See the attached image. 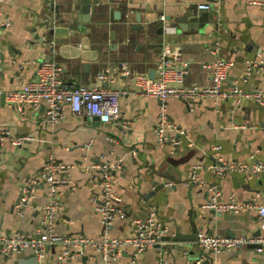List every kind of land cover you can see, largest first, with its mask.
Here are the masks:
<instances>
[{
  "label": "crops",
  "instance_id": "0c3cea01",
  "mask_svg": "<svg viewBox=\"0 0 264 264\" xmlns=\"http://www.w3.org/2000/svg\"><path fill=\"white\" fill-rule=\"evenodd\" d=\"M79 1H92V16L75 8ZM3 0L0 2V54L3 65L0 83L4 90L20 89L36 75L44 57L47 41H58V61L62 76L70 85L94 82L97 73L109 69L113 79L104 83L125 90L121 95L122 118L92 120L84 114L75 115L68 109L67 117L58 125L43 120L44 107L19 110L0 96V127L13 135H32L33 139L14 145L5 142L0 148V236L16 231L35 234L40 228V207L48 201V188L40 184L23 213L15 204L22 184L39 174L50 158L71 163L69 176L77 183L63 185L62 208L58 213L56 231L60 234L85 233L100 238L103 226L100 215L90 200L94 188L89 166L107 158L124 159V168L117 171L118 192L127 217L116 220L111 233L134 235L133 220L152 212L168 227L167 239L178 243L164 247L163 253L151 249L142 253L136 264H185L184 250L194 258L205 257L206 264H261L263 254L253 244L239 249L206 253L183 239L192 231V219L198 231L218 235H258L255 209L236 213L233 210L213 211L206 207L209 187L220 192L219 202L251 203L264 198V171L257 176L246 172L219 175L212 149L219 146L227 161L252 162L264 159V105L243 100L235 106L233 98L216 101L198 99L190 106L186 100H167L170 118L182 130L181 146L161 145L155 132L162 101L137 92L132 75L117 69L127 62L134 73L156 74V61L162 44L170 41L189 59L185 85H210L212 72L204 64L215 55L210 49L218 46L217 56L234 61L223 88L244 89L264 87V73L250 74L245 80L247 61L264 55V0ZM202 2L213 3L216 24L202 30L183 32L172 19L187 10H196ZM58 7V8H57ZM58 9V11H57ZM87 14L90 15L87 16ZM165 16V20L161 19ZM168 17L171 20H168ZM63 20L70 28L68 38L47 33L46 20ZM89 20V21H88ZM114 32V35H111ZM68 42L78 49H61ZM130 121L125 129L122 123ZM92 141L93 148L85 145ZM188 142L193 143L188 146ZM194 164L202 165L198 174L202 184L187 180ZM93 170V169H92ZM164 179L174 184L165 186ZM194 208L197 216L191 218ZM220 213V214H217ZM182 235V236H181ZM131 249L124 251L116 264H128ZM44 264H102V258L89 250L85 254L57 262L59 248L49 247ZM32 250L2 254L0 264H35Z\"/></svg>",
  "mask_w": 264,
  "mask_h": 264
},
{
  "label": "built area",
  "instance_id": "2783aa9c",
  "mask_svg": "<svg viewBox=\"0 0 264 264\" xmlns=\"http://www.w3.org/2000/svg\"><path fill=\"white\" fill-rule=\"evenodd\" d=\"M3 0H0V2ZM224 0H218L215 4L219 8ZM264 4V1H263ZM214 4L202 2L198 8L210 9ZM164 21L165 16L161 15ZM4 27L10 25L8 19L0 23ZM44 57L39 64L36 75L26 81L20 89L6 91L0 83V96L5 95V99L11 106H16L19 110L26 107L38 109L44 107L43 120L50 125H58L68 114V109L77 114H84L90 119L95 116L102 120L118 121L122 118L120 107L121 95L125 90L111 88L105 85L113 79V71L109 69L101 70L97 73L92 84L73 86L66 82L62 76L63 66L58 61V41L52 39L46 43ZM219 47L210 49L215 58L204 64L212 72L210 85L201 86L194 84L185 85V77L189 71L190 61L180 52L173 43L165 41L162 44V52L159 53L156 61V74L151 77L144 73H134L127 62L120 63L117 69L125 76L132 75L134 85L138 93L145 96H152L162 101L160 113L155 132L161 145L169 144L175 149L184 144L185 140L181 136L182 130L170 118L167 110V100L177 97L186 100L190 106L202 98H214L216 101L226 98H233L235 106L238 108L243 100H253L260 105H264V87L256 89H244L233 86L224 89L223 85L227 81L230 69L234 66V61L217 56ZM3 59L0 54V78L2 73ZM256 72L264 73V55H259L255 59L247 61L245 69V80ZM130 121L122 123L123 128L130 127ZM33 139L32 135H13L9 129L0 127V148L5 142L20 145L23 142ZM193 143L188 142V146ZM85 147L90 150L93 142H88ZM214 164L210 167L219 175L232 172H246L252 176L260 175L264 171V159L253 160L252 162L227 161L221 156V149L215 146L212 149ZM71 163L58 161L50 157L43 165L39 174L28 178L21 186L20 196L15 204L16 212L23 213V209L29 205L35 196L40 184L48 188V201L40 207V228L35 234L14 232L0 236V252L11 254L12 252H22L32 250L35 255V264H44L49 247L59 248L57 262L61 263L71 257L80 256L89 250L99 254L102 264H116L120 255L131 249L128 264H136L140 255L147 250H157L160 253L165 251L166 244H176L178 240L166 238L168 227L163 220L154 212L143 216L135 217L134 235L116 236L111 233V229L116 220L126 218L127 211L124 207L121 196L118 192L117 171L124 168V159L107 158L89 166L93 176L94 188L91 191L90 200L94 204L103 226L100 238H94L85 233L60 234L56 231L58 213L62 208L63 185L70 184L76 188L78 185L69 176ZM202 165L194 164L187 172V180L192 184H202L204 180L198 174V169ZM93 169V170H92ZM165 186H171L174 182L171 179H164ZM209 198L206 207L217 211L233 210L236 213L255 209L259 222L260 233L258 235H218L208 234L200 230L193 243L206 253L218 254L222 251L239 249L247 244H256L257 251L263 254L264 264V198L251 203H235L232 197L229 203L219 202L220 192L216 185L209 187ZM185 264H205V257H191L188 250H184Z\"/></svg>",
  "mask_w": 264,
  "mask_h": 264
},
{
  "label": "water",
  "instance_id": "95a60500",
  "mask_svg": "<svg viewBox=\"0 0 264 264\" xmlns=\"http://www.w3.org/2000/svg\"><path fill=\"white\" fill-rule=\"evenodd\" d=\"M92 1H79L75 3V8L80 9L81 11L85 13H89L92 16ZM58 8V7H57ZM58 11V9H57ZM87 14V16L90 17V15ZM168 20L170 21L171 18L168 17ZM89 21V20H88ZM175 28H179L183 32H197L199 30H202L204 26L208 25L209 23L211 24H216V19H215V12L213 8L210 9H203V8H198L196 10H187L185 11L182 15L176 17L175 19H172ZM64 21L62 20H56L54 19H49L46 20V26H48L47 33H50L52 35H56L57 37L60 38H68L70 34V28L68 26H62L61 24ZM111 35H114V32H111ZM61 49H72L74 50V54L78 53V49L74 47L73 45H70L68 42H63V44L60 47V53H62ZM2 55V54H1ZM3 56V55H2ZM154 76V75H153ZM151 74V77H153ZM106 84V83H105ZM108 85V84H107ZM2 97L5 98V95L3 94ZM94 120H100V117L95 116ZM213 211H216L213 209ZM217 214H220L217 212ZM190 216L191 218L194 216H197V212L194 211V208L192 207L190 211ZM192 231L186 235L183 236V239H195L197 237L198 233V227L197 223L194 219H192ZM260 233V230L257 232V234ZM182 236V235H181ZM253 246L257 247L258 245L253 244ZM208 263V260L205 261V264Z\"/></svg>",
  "mask_w": 264,
  "mask_h": 264
}]
</instances>
